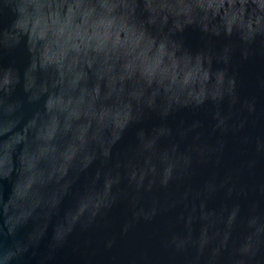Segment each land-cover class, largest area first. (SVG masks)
I'll use <instances>...</instances> for the list:
<instances>
[{
  "label": "water",
  "instance_id": "water-1",
  "mask_svg": "<svg viewBox=\"0 0 264 264\" xmlns=\"http://www.w3.org/2000/svg\"><path fill=\"white\" fill-rule=\"evenodd\" d=\"M5 249L264 264V0H0Z\"/></svg>",
  "mask_w": 264,
  "mask_h": 264
},
{
  "label": "clouds",
  "instance_id": "clouds-1",
  "mask_svg": "<svg viewBox=\"0 0 264 264\" xmlns=\"http://www.w3.org/2000/svg\"><path fill=\"white\" fill-rule=\"evenodd\" d=\"M96 27H104L103 23L96 25ZM15 257V252L11 250L0 251V264H9V261Z\"/></svg>",
  "mask_w": 264,
  "mask_h": 264
}]
</instances>
